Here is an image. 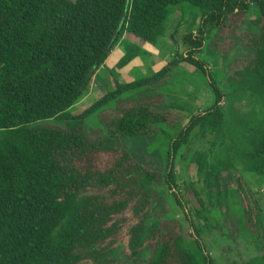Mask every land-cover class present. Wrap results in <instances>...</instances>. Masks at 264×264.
Wrapping results in <instances>:
<instances>
[{
    "label": "trees",
    "instance_id": "1",
    "mask_svg": "<svg viewBox=\"0 0 264 264\" xmlns=\"http://www.w3.org/2000/svg\"><path fill=\"white\" fill-rule=\"evenodd\" d=\"M184 4L202 13L201 29L182 38L187 52L175 53L150 77L115 80L114 91L83 114H71L117 47L124 53L119 69L150 58L148 48L165 49L168 17ZM214 30L219 31L212 41L223 56L236 34L252 54L243 62L234 59L228 70L231 93L209 75L214 104L191 115L175 137H158L164 131L156 126L169 106L144 100L143 93L132 101L121 97L154 84L182 62L203 69L196 54ZM247 98H256L260 111H233V104ZM114 101L106 137L91 143L87 119ZM52 120L65 122V128L41 125ZM195 131L211 140L193 158L203 187V196L194 194L201 207L184 210L183 222L170 221L163 208L168 191L180 207L187 206L177 190L175 163ZM138 138H147L149 153L160 154L164 173L132 161L125 143ZM118 145L123 156L107 171L82 173L72 165L91 149ZM240 171L264 183V0H0V264H104L107 256H119L122 235L129 239L126 253L143 258L141 264H216L206 243L207 233L216 230L210 218L223 211L228 218L234 210L246 240L245 217L251 224L260 219L245 182L234 189L223 184V174ZM245 264H264V255Z\"/></svg>",
    "mask_w": 264,
    "mask_h": 264
},
{
    "label": "rangeland",
    "instance_id": "2",
    "mask_svg": "<svg viewBox=\"0 0 264 264\" xmlns=\"http://www.w3.org/2000/svg\"><path fill=\"white\" fill-rule=\"evenodd\" d=\"M255 8L256 7L253 9ZM201 15L202 13L200 10L189 4L180 5L173 9V12L167 20V44H165V50L162 51L163 53L161 52L163 55L168 56L166 59L169 60L170 63L174 59L175 53L184 54L189 50V46L183 43L182 38L189 33L195 34L201 29ZM247 17H249V15ZM218 31L219 30H214L212 32L211 38L206 40L204 49L196 54V57L205 63L203 69H197L195 66L183 62L182 65L174 66L170 73H167L154 84L132 91L121 97L122 100L126 99L132 101L136 98L138 93H143L144 100H152L169 106L168 112L161 113L165 120L162 121L160 125L156 126L158 130L164 131V134H162L163 132L158 133V137H175L183 130L191 115L199 114L214 104L215 94L210 84L209 75L214 78L218 87L224 93H231L232 84L230 85L226 81L228 75L232 73H228V70L235 65V60L243 62L247 60L252 53L247 46L243 44V39L236 34L233 41H231V45L229 46V43L227 44L228 48L225 50L227 54L223 56L220 46L212 41L217 38L216 33H218ZM238 32H241V29ZM228 34L229 32L223 33V41ZM129 40L138 44L133 36H131ZM139 43L143 45L142 41ZM149 51L154 54V51H159V49L149 48L148 52ZM230 53L232 55H229ZM117 69L119 68L116 67V70ZM136 69L138 68H134L133 70ZM160 70L161 69L158 71ZM132 75L135 81L142 75L150 77L152 73L147 70H136ZM100 77L103 79L100 80V87L97 88L95 83L93 84L92 82L82 99L70 110L72 115L79 116L83 114L87 109L102 99L109 91H114L116 88L115 79L122 84L129 83L121 80L118 75H112L111 72L107 70H103ZM255 101L256 98L240 100L239 103L233 104V111L240 110L244 113L251 112L252 110L260 111V108L255 107ZM116 106L117 102L114 101V103H110L108 106L101 108L87 119L85 134L91 143H99L106 137V123L109 122V116L115 115ZM119 106H121V103L118 107ZM65 124V122L58 120L41 123V125L46 127L61 128H65ZM191 137L190 142L181 148L175 163V175L178 179L177 190L179 189L183 198L187 200V206L185 208L180 207L176 203L172 191H168V205L165 204L163 208H165L164 212L166 211L165 214H168L167 219L170 221L183 222L186 219L184 210L192 211L195 208L201 207L194 194L196 192V194L203 196V187L196 180L197 166L194 164L193 158L197 152L208 150L211 140L200 138L202 136L197 131H195ZM119 146L120 145L115 149L110 148L108 150L96 151L91 149L80 158L72 159V165L82 173L90 170L100 172L107 171L114 167L117 161L123 156L122 148ZM125 146L126 151L130 154V158L134 163L149 172L164 173V162L161 160L160 154L157 151L149 153L147 138L128 139ZM222 179L224 186L230 189L240 187L239 180L247 184L248 189L252 191L256 199L260 219H257L256 224H251L248 217H245L246 229L249 233V239L246 240L241 230L238 229L234 210H232L228 218L222 216L224 213L223 211L217 220L215 218H210L216 230L212 233H207L206 243L216 264H245L256 256L264 255V183L257 182L241 171L223 174ZM162 187L164 186H155L157 190L165 189ZM218 224L221 225L220 229L217 228ZM128 240L127 236L122 235L119 239V246L116 248V252L119 256H107L104 264L144 263L143 258H141V260L133 258L126 253ZM170 262L171 264H175L172 261ZM87 264L102 263L93 260L88 261Z\"/></svg>",
    "mask_w": 264,
    "mask_h": 264
},
{
    "label": "crops",
    "instance_id": "3",
    "mask_svg": "<svg viewBox=\"0 0 264 264\" xmlns=\"http://www.w3.org/2000/svg\"><path fill=\"white\" fill-rule=\"evenodd\" d=\"M163 50H165V49H160L159 48V51H154L155 52L154 54L151 51H149L150 53H152L151 54L152 56L150 58H147L146 60H142L140 58L135 59L129 66H127V67H125L123 69H117L116 70L117 64L119 63L120 59L123 57V54H124L123 51L119 47H117L111 53L110 57L108 58V60L106 62L105 67H103L97 73V75L95 76V78L93 79L92 82H93V84L95 83V86L97 88L100 87V85H101V81L100 80H103V79H101L100 74H101V72H103V70H107L109 72L115 70L116 71V75H118V77L121 80L126 81V82L134 81V77H133L132 73L134 71H136V70H143V71L147 70L148 72L154 74L159 69H162L168 63H170L169 60L166 59V57H168V56L162 54ZM167 61H168V63H167ZM182 63L180 65H182ZM134 68H138V69L133 70Z\"/></svg>",
    "mask_w": 264,
    "mask_h": 264
},
{
    "label": "water",
    "instance_id": "4",
    "mask_svg": "<svg viewBox=\"0 0 264 264\" xmlns=\"http://www.w3.org/2000/svg\"><path fill=\"white\" fill-rule=\"evenodd\" d=\"M124 20H125V18L124 19H122V21H121V23H120V29H121V26L123 25V23H124ZM119 29V30H120ZM119 32V31H118ZM118 36V33L116 34V37Z\"/></svg>",
    "mask_w": 264,
    "mask_h": 264
}]
</instances>
